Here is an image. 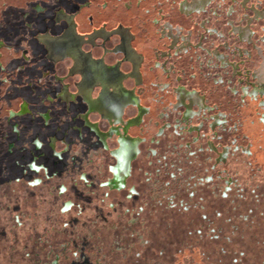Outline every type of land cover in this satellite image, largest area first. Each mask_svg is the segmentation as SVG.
Segmentation results:
<instances>
[{
	"label": "rangeland",
	"instance_id": "1",
	"mask_svg": "<svg viewBox=\"0 0 264 264\" xmlns=\"http://www.w3.org/2000/svg\"><path fill=\"white\" fill-rule=\"evenodd\" d=\"M252 1L264 8V0ZM181 2L0 0V264H264V101L241 90L264 82V17L244 0H215L217 12L191 14ZM233 7L239 24L256 31L243 40L228 35L244 48L237 53L222 48L221 33L213 45L203 26L210 17H229ZM62 8L79 11L81 32L129 26L145 56L137 93L150 113L128 130L144 141L125 189L105 184L115 158L80 117L81 98L58 97L57 74L66 75L70 61L49 62L37 39L39 31L64 27L54 21ZM217 48L245 64L222 69ZM77 79H67L72 91ZM127 85L136 87L132 80ZM179 85L202 99L188 127ZM24 100L30 111L12 116ZM135 112L129 106L125 118ZM225 115L228 122L217 126ZM91 119L107 129L97 114ZM117 140L109 138L111 149Z\"/></svg>",
	"mask_w": 264,
	"mask_h": 264
},
{
	"label": "flooded vegetation",
	"instance_id": "2",
	"mask_svg": "<svg viewBox=\"0 0 264 264\" xmlns=\"http://www.w3.org/2000/svg\"><path fill=\"white\" fill-rule=\"evenodd\" d=\"M214 2L215 0H183L180 3V10L186 14L201 12L206 10V8L210 12H217L219 7L213 6ZM244 5H253L250 10H253L256 17H264V8H256L254 1L244 0ZM106 6L107 2H105V5L103 4V7ZM222 10L225 11V8H222ZM78 12L75 14L65 9L57 10L54 21L56 20V23L64 24V27L54 31L49 29L39 31L37 39L43 45L46 59L49 62L58 64L63 61H70L67 75L57 74L58 81L62 82L58 97L68 103L80 97L86 105V111L80 117L93 129L100 138V141L105 145V148L111 150V155L115 158V163L111 168L112 176L106 180L105 184L112 189L122 190L128 185V179L132 175L133 161L141 153L140 145L144 141L142 136L131 135L128 130L132 126L141 125L145 121L146 115L150 113V107L143 104L141 96L137 93V87L144 82L142 66L145 56L135 46L136 35L129 26L119 23L115 27L108 28L107 24H105L93 28L90 32H81L76 19ZM236 12L233 7V10L228 15L229 17L224 16L221 19L219 17H210L205 20L208 25L206 26L205 23L203 26L206 27L208 33L212 37H215V39L221 33L222 37L226 38V40H222V48L226 49V51L234 50L237 53L238 50L244 48L239 47L237 44H230L227 39L228 35L234 34L243 40L244 38H252L256 34V31L250 28V26L246 27L239 24V17L234 16ZM251 22L252 19H250ZM166 29H169V36L172 42L177 43L178 37L173 34L170 22H167ZM113 39H116L117 42L114 46L110 47L109 43ZM213 41V45L218 46L216 43L219 40L213 39ZM4 45L5 42L0 40V47ZM97 46L101 47L103 52L101 55L95 52L94 48ZM184 47L189 51L187 45ZM211 50L214 51L213 49ZM226 51H220L217 48V54L215 53L218 62L222 64L221 68L241 69V64H245V61L241 58H230V54ZM108 54L112 55L110 60L107 58ZM241 54L243 55V53ZM118 55L120 57H117ZM125 63L129 65L128 70L124 69ZM235 64H237V67H235ZM244 70L252 73L250 68H244ZM245 76L243 74L241 78L243 81H245ZM74 77L78 79L75 91H72L66 79ZM128 80H132L136 84V87L128 86ZM242 86L243 89L241 88V90L243 93L251 95L257 100L264 101V99L259 98V96L264 95V82L262 80L259 81V84H254V86ZM176 92L179 102L184 107V118L188 120L187 127L191 126L190 118L196 114L194 109L196 103H202L201 96L197 90H192L186 85H179ZM129 106H134L136 112L134 116L125 118ZM17 111L12 110V116L28 113L30 111L28 103L24 102L20 111ZM93 114H97L100 119H104L108 123L106 130H102L100 123L91 119V115ZM44 116L47 120L50 119L47 113H44ZM223 117L226 118V115L217 119V126L228 122V119L222 120ZM181 124H178V126ZM163 132L164 129L162 130ZM114 136L118 137V146L111 149L109 138ZM50 140L52 147L57 151L56 154H61L57 150V138L53 137ZM37 144L39 147L42 146V142L39 140H37ZM32 167L37 171H40L41 168L37 163H32ZM40 181L41 179L37 178L34 183H39ZM72 204V201H68L66 209L71 208Z\"/></svg>",
	"mask_w": 264,
	"mask_h": 264
},
{
	"label": "crops",
	"instance_id": "3",
	"mask_svg": "<svg viewBox=\"0 0 264 264\" xmlns=\"http://www.w3.org/2000/svg\"><path fill=\"white\" fill-rule=\"evenodd\" d=\"M47 4H42V5H40V7H42V8H47ZM62 9H64V8H62ZM67 11V10H66ZM78 11H75V12H71V13H77ZM67 73V70H66V72H65V74ZM67 75V74H66ZM66 75H64V76H66ZM67 80V79H66ZM56 81H58V79H56ZM58 82H60V81H58ZM60 83H62V82H60ZM69 84H70V82H68ZM70 86H71V84H70ZM24 102H27L28 103V106H29V102L27 101V100H24ZM22 106V105H21ZM21 106L19 105V107H18V109L20 110V108H21ZM30 109V108H29ZM43 114H44V112H43ZM48 114V113H47ZM49 115V114H48ZM45 118V117H44ZM53 138V137H52ZM51 138V139H52ZM41 138H39V139H37V140H39V141H41L42 142V140H40ZM51 141V140H50ZM52 143V142H51ZM43 144V143H42ZM50 146H52V144L50 145ZM41 147V146H40ZM54 148V147H53ZM55 150V149H54ZM57 155V154H56ZM39 165V164H38ZM32 170H35V169H33V168H31Z\"/></svg>",
	"mask_w": 264,
	"mask_h": 264
}]
</instances>
